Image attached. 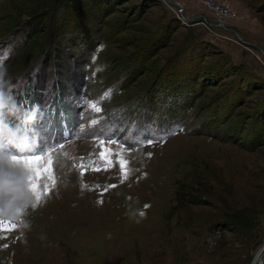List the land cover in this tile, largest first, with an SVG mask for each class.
<instances>
[{"label": "rangeland", "instance_id": "rangeland-1", "mask_svg": "<svg viewBox=\"0 0 264 264\" xmlns=\"http://www.w3.org/2000/svg\"><path fill=\"white\" fill-rule=\"evenodd\" d=\"M217 1L246 42L166 0H0V64L44 113L37 148L56 145L40 206L0 218L18 225L0 229V264L254 262L264 0Z\"/></svg>", "mask_w": 264, "mask_h": 264}, {"label": "clouds", "instance_id": "clouds-1", "mask_svg": "<svg viewBox=\"0 0 264 264\" xmlns=\"http://www.w3.org/2000/svg\"><path fill=\"white\" fill-rule=\"evenodd\" d=\"M14 88L7 68L0 64V218L21 221L42 201L31 187L32 172L12 157L37 149L40 130L36 125L43 120L44 113L39 104L31 108L20 105ZM22 227L29 228L26 220Z\"/></svg>", "mask_w": 264, "mask_h": 264}, {"label": "snow or ice", "instance_id": "snow-or-ice-1", "mask_svg": "<svg viewBox=\"0 0 264 264\" xmlns=\"http://www.w3.org/2000/svg\"><path fill=\"white\" fill-rule=\"evenodd\" d=\"M103 143V142H102ZM151 143V141H149ZM60 148H63L64 145L60 144ZM56 149V145L51 146H44L43 148L39 147L35 151L29 153V154H16L13 155L12 160L16 162L17 164H22L24 167L28 168L31 172L35 173L33 179V183L31 184V187L33 191L36 193L37 199L41 200L43 195H45V192H42L39 188V184L36 183V181L42 177L43 175L47 174L49 178H52V154ZM112 152V149L105 146L104 150L99 153L101 158H104L106 160L110 159V153ZM39 153V154H38ZM120 164L122 169L124 168L126 161L123 159L120 160ZM83 168L84 165H81ZM98 170V169H97ZM125 175H127V170H125ZM54 184V180H53ZM114 187V186H113ZM18 227L17 224L11 223L5 220H0V229L4 230H12Z\"/></svg>", "mask_w": 264, "mask_h": 264}, {"label": "built area", "instance_id": "built-area-1", "mask_svg": "<svg viewBox=\"0 0 264 264\" xmlns=\"http://www.w3.org/2000/svg\"><path fill=\"white\" fill-rule=\"evenodd\" d=\"M202 2L205 5V7H207L212 12V15L214 16L216 22L213 21V19L212 21L217 24L227 26L233 20H236L239 17L237 12L232 7L222 2H218L217 0H202ZM180 14H181L180 18H184L183 12L182 13L180 12ZM206 25L209 26L207 23Z\"/></svg>", "mask_w": 264, "mask_h": 264}, {"label": "crops", "instance_id": "crops-1", "mask_svg": "<svg viewBox=\"0 0 264 264\" xmlns=\"http://www.w3.org/2000/svg\"><path fill=\"white\" fill-rule=\"evenodd\" d=\"M174 1L182 5L183 10L184 9L186 10V14L188 15V17L185 16L186 18H195L202 14L207 15L205 14V11L203 8L204 6L201 0H174ZM207 16H210L213 19V21L216 22V20L214 19L211 13L210 15L208 14Z\"/></svg>", "mask_w": 264, "mask_h": 264}, {"label": "water", "instance_id": "water-1", "mask_svg": "<svg viewBox=\"0 0 264 264\" xmlns=\"http://www.w3.org/2000/svg\"><path fill=\"white\" fill-rule=\"evenodd\" d=\"M170 5H172V6H176L177 8H178V10L182 13L183 12V6L182 5H180L179 3H177L176 1H174V0H166ZM187 19V21H188V23L190 24H192V23H194V24H196V23H199L200 21H204V22H206L209 26H211V27H221V28H225L226 30H229V31H231V32H233L236 36H238L239 38H240V40L241 41H244V42H246L245 40H243L242 38H241V35L239 34V32L238 31H236L235 29H229V28H227L226 26H223V25H220V24H217V23H215V22H213L212 21V19L209 17V16H207V15H199V16H197V17H195V18H186Z\"/></svg>", "mask_w": 264, "mask_h": 264}, {"label": "bare ground", "instance_id": "bare-ground-1", "mask_svg": "<svg viewBox=\"0 0 264 264\" xmlns=\"http://www.w3.org/2000/svg\"><path fill=\"white\" fill-rule=\"evenodd\" d=\"M181 19L183 20V22L188 23L185 15H184V18H181ZM252 264H264V245L259 250V252H258V254H257V256H256V258Z\"/></svg>", "mask_w": 264, "mask_h": 264}]
</instances>
